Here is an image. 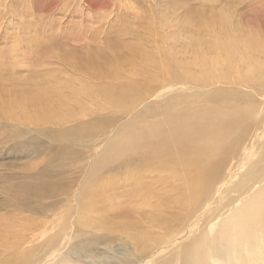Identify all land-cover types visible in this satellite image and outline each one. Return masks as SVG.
<instances>
[{
	"label": "rangeland",
	"instance_id": "rangeland-1",
	"mask_svg": "<svg viewBox=\"0 0 264 264\" xmlns=\"http://www.w3.org/2000/svg\"><path fill=\"white\" fill-rule=\"evenodd\" d=\"M199 12L218 21L203 27ZM192 18L197 27L209 28L215 44L225 39L245 49L261 70L252 79L246 61L215 62L213 73L226 78L214 85L223 96L215 103L222 106H212L208 120L228 117L248 98L259 103L264 0H0V264H124V253L131 261L140 259L155 247L154 239L176 230L190 192L182 185L181 163L173 161L189 155L185 136L199 129L194 123L160 127L170 116L165 110L180 112L184 99L175 83L177 88L162 97L155 94L169 86L175 60L191 59ZM210 35L202 33L201 40ZM141 52L163 62L149 67ZM111 56L116 68L131 71L127 78H115L124 75L110 63ZM233 81L237 91H230ZM127 83L139 90L141 102L131 103L129 96L123 99L127 107L119 100L113 104L100 90L111 93ZM40 89V102L24 99ZM194 100L187 102L191 109L206 104ZM135 128L145 142L123 143ZM153 144H168L173 151L184 147L185 155L169 159L166 151L169 164L161 158L143 162ZM43 168L65 180L64 188L55 191L43 183L37 189L40 180L46 182ZM135 174L143 185L138 190L131 184ZM119 205L118 210L125 206L124 216L125 210L116 211ZM177 209L182 210L179 219L173 217ZM140 232L151 239L145 246L138 244ZM253 233L248 235L261 241L248 246L251 259L245 264H264V227Z\"/></svg>",
	"mask_w": 264,
	"mask_h": 264
},
{
	"label": "bare ground",
	"instance_id": "bare-ground-1",
	"mask_svg": "<svg viewBox=\"0 0 264 264\" xmlns=\"http://www.w3.org/2000/svg\"><path fill=\"white\" fill-rule=\"evenodd\" d=\"M199 13L201 14V12ZM197 14L198 12H196V15ZM203 16L204 15L201 14L200 17ZM151 19L149 20L153 23ZM208 21H218V19H214V17H209L208 19L207 17H203V19L200 20L203 27ZM190 23L196 31V38L192 45L189 43L191 45V47L189 45V49L192 52L191 59L188 58L189 61L185 58H178L175 60V68H173L170 73L172 80H170L169 86L167 85L168 87L164 88L161 87V92L155 94V97H162L164 93L177 88L173 83L177 84L182 94L181 97L184 99V107L176 114H174L175 110H173V108V111H168L166 109L165 113L169 112L168 115L170 116L164 121H161L160 127L173 129L178 127V125L188 127L191 123H194L199 131H192L185 136V140L189 141L187 147L189 152L188 156H183L185 155L184 147H180L176 149V151H173L168 144H160L158 146L153 144L146 151L148 156L142 159L143 162H152V158H161V161H164L163 164H169V159L174 155L183 156L174 159L173 163H181V165H177L180 166H178L181 170L180 174L184 176L182 185L190 192V200L186 201V204L189 206L188 208H183V210H187V213L181 216L176 230L171 232L167 237L163 235V239L160 241L154 239L155 247L148 252L146 251L140 259H132L133 261H131V258H128L130 254L124 253L127 257L124 264H245L251 259V257L248 256V246H255L258 240L261 241L259 237L248 234H254L253 230L258 233L264 227V95L261 94L259 103L248 98L241 107L234 106V111L230 113L228 117H219L212 122L208 120L212 116V106L218 108L222 106L215 103L218 98L220 99L223 96L222 92H219V89L214 88V85L216 82H220L226 78V73L218 76L213 73L215 62L225 60L228 63H230V61L232 63L235 59L246 61V70L248 76L252 79L257 78V74L261 72V70L254 62L248 59L251 56L245 49H239L225 39L219 44H215L211 39L210 34L212 32H210L209 28H203L202 26L197 27V22L193 18ZM151 27L153 26L151 25ZM146 29L148 30V28ZM194 30L189 29V32ZM199 32L210 36L201 40L202 36ZM192 33L194 34V32ZM155 45L157 46L158 44ZM128 48L131 51L129 46H127V49ZM134 49H136V47H134ZM153 52L154 50L152 53ZM130 53H132V51ZM133 53L131 54L132 56L135 55ZM143 53L144 52H141L140 55ZM102 54L104 55L103 52ZM116 56L114 55V58L118 60ZM142 56L145 61H147L149 67L150 65L158 67V65H161V62H163L162 59L161 62H159L160 59L156 60L154 56L148 53ZM111 57L112 59H108L110 61L114 60L113 56ZM115 60L110 63H114ZM126 60L128 63V59ZM103 64H106V67H108V62ZM114 64L113 66L115 67L117 64ZM104 68L105 67H103V69ZM219 68L220 66L216 71L219 70ZM100 69L102 68L100 67ZM106 69L107 71L111 70L108 68ZM117 69L119 70L120 67L116 68V70ZM112 70L110 72H112ZM128 71L131 72L130 70ZM129 72L121 70L120 73L124 76L118 74L115 78L122 79L123 77L125 79ZM102 73L99 74L102 75ZM163 82L165 84V81ZM129 83L123 85L117 84L118 88L115 87V91L111 89V93L104 89L100 90L110 95V97L107 98L110 99L109 102L118 104L119 100L127 107L128 105L123 100L125 97L130 96L132 98L131 103H134L137 98L140 102L142 101L140 99V93L138 92L139 90H134L132 84L130 85ZM228 83L231 87L230 91H237L239 89L237 81ZM202 86L204 89L206 88V91L197 92L196 89ZM247 89H251V87L249 86ZM251 90L256 97L254 89ZM38 93L32 94L30 98L25 96L24 99L29 100L28 102L30 103H38L40 102L42 90L40 89ZM193 98L195 100L200 99L206 101V104L191 109L187 102ZM143 103L144 102H142V104ZM186 106H188V108H186ZM126 116L131 117L129 113H126ZM250 118L252 119L250 120ZM201 121H203V125ZM205 122L207 124H205ZM155 136L161 137L167 143L172 141L167 138L165 134H156ZM197 137H199V139L204 138L206 140L205 145H199L196 142L197 140H191ZM141 139V129L138 128L133 129L131 134L129 133L121 138V140H125L123 143L128 141H130V143L145 142L141 141ZM166 151H170L168 154L169 159L165 154ZM157 162L159 164L160 161ZM191 163L192 168L190 169L189 164ZM160 165L161 164H159V166ZM40 172L45 175V177H42V180L45 181L46 179V182L40 180L37 184V189L43 183L45 186L55 188V191L64 188L63 184H65V180L61 177L55 176L56 174L52 172L49 174L50 171L47 168L41 169ZM135 176L137 177H134V175L131 176L132 189L134 187L138 190V188H142L143 185L142 183H138V177L140 176L136 174ZM53 177H56V181L52 180ZM169 198L170 196L167 195L168 200H170ZM119 207L120 205L116 208V211L125 210V206H122L121 210H118ZM120 214L124 216L126 210ZM178 214H182V210L177 209L174 211L173 217L178 218ZM158 215L165 217V215L162 214ZM142 234L144 233H139V245H144V242L149 243L151 240L149 236ZM151 246H153V244ZM241 246H243V248ZM120 264H123V262L121 261Z\"/></svg>",
	"mask_w": 264,
	"mask_h": 264
}]
</instances>
